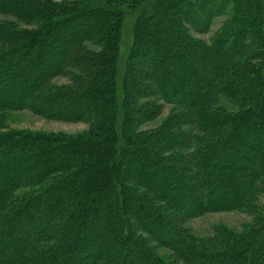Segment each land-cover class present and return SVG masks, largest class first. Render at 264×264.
I'll return each instance as SVG.
<instances>
[{
    "label": "rangeland",
    "instance_id": "1",
    "mask_svg": "<svg viewBox=\"0 0 264 264\" xmlns=\"http://www.w3.org/2000/svg\"><path fill=\"white\" fill-rule=\"evenodd\" d=\"M40 1L48 2L53 6L52 11H46V16L40 25L27 23L10 15L0 14V23L11 22L13 28L21 33L9 34L8 32L7 36L4 35V39H7L0 43V51L22 46L29 41L24 40V33L45 29L48 17L51 18L49 24L52 25L53 21L61 16L58 9H62L63 12L64 8L69 9L72 7L71 5L75 6L92 0ZM93 1L102 6L108 5L112 9L111 11L116 10L117 13L115 12L113 16L105 19L104 12L100 10L104 16H102L103 21H99L94 14L91 20H75L67 23L61 29L56 27L50 31L46 35L47 40L42 41L38 46H33L26 55L33 57L37 73H33L35 70L29 69V64H25V68L28 67L27 70H22L24 65L20 71L16 72L19 79L25 73L27 77L29 76L27 81H30V76L33 77V82L35 79L41 81V88L37 91L34 100L30 98L20 100L19 103L25 106L23 109L0 106L1 138L5 137L4 139H6L12 135L11 139L14 141L25 134L32 138H39L34 147L38 151L46 150V155L57 154L59 157V151L65 148L68 153L70 152L71 158L73 157L67 168L52 170L54 169L52 167L51 170L49 169L50 172L38 180L33 179V174H37L40 165L33 166L31 172L23 176L21 184L16 186L4 199L3 208L0 209V229L7 226V221L19 213L25 205L41 201L45 194L59 187L62 188L71 178L80 172H87L89 169L91 170L90 173L97 169L98 172L96 171L94 177L98 178L90 184V189L88 187L85 203L91 205L95 200L96 205H98L97 210L102 213L105 209L102 208L104 204L102 205L100 199L103 196L102 190L105 187L103 184L106 182L108 173L104 164L108 169L109 166L113 169L118 167L117 161H120L118 169H114L115 172L110 171L114 176L116 187L112 186L109 195L111 198L116 197L120 201L116 209L123 215V220L128 224L127 233L136 240L135 246L141 251V255L137 251L138 258H136L137 260L134 259V262L144 264V258H151L157 264H196L198 260L200 264L202 259L195 261L196 255L203 257L202 255L249 254L252 258H246L243 264H261V257L264 256V121L260 123L259 118L256 117L244 121V125L239 127L234 134L236 138H231L229 147L227 146L229 149L219 151L210 160L211 164H218L227 159L234 163L228 170L232 171L235 170V166L237 167L241 163V160H248L251 153L256 154V159L250 166H254L257 174L251 177L253 186L251 190L244 191L239 205L224 211H203L200 209L197 215L188 216L187 214L190 210L192 211L193 205H195V196H198L202 201L204 197L202 192L210 189V182H206L204 189L200 190L195 178V172L197 169L199 170L196 165H200L201 162L204 163L201 150L207 145H216L221 142V138L229 126L222 128V131L216 129V132L221 131L222 133H215V128H212L211 124L197 122L195 110L186 108L185 102L197 99L199 101L200 99L204 100L209 95L210 103L207 102L203 106L207 109V115H214L218 121L223 117L231 118L235 115H244L248 112V104L238 102L233 95L222 92L224 88L228 87L231 88L230 92L235 93V96L246 97L245 94L236 89L233 78H221L219 76L216 78L218 81L215 78L212 79L213 76L208 67H216V64H219L218 59L212 57L206 59L203 55L197 59L189 54H179L180 52L176 51L175 45L180 46L185 43V40H193L194 43L198 41L204 49L207 47V52H210L208 47L212 46V42L217 37V32L225 23L229 13L226 11L223 15H214L197 22L193 16L189 18L185 13L179 14L181 16L174 14L168 16L167 13H163V8L152 7L154 9L152 13L155 14L157 23L150 18H142L143 23L136 27L135 36L133 34L135 42L138 40L145 45L144 52L146 54L129 56L132 68L129 81L135 79L136 85L140 87L144 85V87L135 88L134 91L125 90L123 82L126 81V78L123 79L118 72L112 78L116 96L114 104H110L109 107L104 96L92 102L88 98V91L96 84H103L102 80L108 73V71H103V67H108L107 59L110 60L109 67H112L115 46L118 42L116 33L119 20L122 17L121 14L125 15L131 7L141 0ZM206 10H209V7H206ZM98 14L100 15V13ZM152 19L154 18L152 17ZM89 21H91L92 27L86 29ZM109 27L111 30L107 33ZM105 33L108 36L104 37L103 34ZM18 37L19 39H17ZM1 38H3L2 35H0ZM17 40L19 41L17 42ZM130 42L132 41L126 37L123 45L125 46L123 56ZM166 51L169 52V56H167V62L164 63L165 69H173V73H179L177 82L183 79L184 82L181 81V83L190 85V88L177 86L178 89L174 97H179V100L181 98V103H175L176 100L175 102L171 100L166 102L162 100L160 95H157L158 91L154 82L157 78L156 74L162 75V71L154 67L149 57L156 59L158 54H164ZM247 53H253V51ZM176 56L184 57L187 61L193 60L194 65L191 66L186 62L184 64V62L175 59ZM124 62L125 60L122 59L123 64ZM252 64L258 69L261 62L259 59H255ZM59 65H62L61 69H59ZM185 65L190 68V71H187L184 78L179 68ZM239 73L247 75V71L244 70ZM206 77L212 86L210 91L206 90V83L203 81ZM0 78H5V75L0 76ZM42 80H44L43 83ZM6 81L9 82V80ZM132 81L127 85L130 86ZM17 87L16 90L21 88ZM98 87L101 88L102 85ZM188 88L189 90H187ZM18 93L14 94V100H18ZM260 94L257 98L259 101L260 98L262 99ZM112 96L113 94L110 97L113 98ZM125 103L126 105H124ZM112 115L115 116L116 120H113L114 123L110 125L108 121L111 120ZM125 120L128 121L127 124L124 123ZM257 124H260L263 129H257ZM109 128L113 132V137H117L116 149L119 148L120 152L112 150L107 154L105 151L108 148V141L104 135V129ZM120 132L122 133L120 134ZM240 139L244 140L241 142ZM9 142L4 144V148L9 146ZM77 142L79 144L75 146ZM82 142L85 145L81 146ZM253 142H257V144H253ZM12 144L14 147L18 145L14 142ZM34 147L29 146L30 149ZM250 147L252 152L249 151ZM72 154L74 156L82 154L84 160L75 162L76 157ZM105 155L106 157H104ZM151 155L157 158V162H154L155 165H158L157 167H153ZM6 156L9 158L8 152L5 153L4 158ZM129 156H131V162L128 161L130 160ZM133 160L136 162L133 163ZM97 161L103 163L101 167L98 166ZM140 163L146 164V167L139 171L137 169ZM128 167L130 168L126 169ZM133 168L135 169L132 170ZM5 169L7 173H17L16 168H13L12 165H9L8 168L5 167ZM117 170H119V174L116 173ZM164 177H169L171 181L164 180ZM188 188L190 189L189 192ZM71 190L75 191L76 188L67 187L56 192V198L59 199L57 205L63 203L67 195H71ZM184 193L187 195L185 201L181 197L182 194L185 195ZM54 198L47 200L43 208L48 209L50 201L52 203L55 201ZM107 201L105 200L103 203ZM182 201L185 203L183 204ZM187 205L190 206L188 210ZM40 207L42 208V206ZM80 211L81 215L79 219L77 218V223L83 219L88 220L91 215L88 213L90 210L82 209ZM143 211L147 212V217L144 220L146 222L141 220ZM82 215L83 219H81ZM97 219L88 220L89 222L86 223L82 221L83 224L80 222L82 225H79L78 228L81 230L75 235L73 232L72 234L69 232L66 238L69 245H74L73 247L80 250L83 244L88 245L92 243L93 239L101 240L102 234L100 235V232L104 233L105 228ZM58 220L55 219L46 224L49 225L46 238L43 236L44 234L41 236V229L38 227H34L32 231L25 228L26 230L19 237L22 240H28L30 237L31 239L29 246L22 249L28 251L31 257L35 258L38 253L40 255L41 252L54 250L57 246V237L50 235L49 231L52 230L51 225L63 222L65 217L60 221ZM41 228L43 229V227ZM158 232H165L166 236L163 235L162 238ZM84 234L89 237H83ZM122 234L124 237L125 234L123 232ZM39 236L40 239L35 240ZM71 238L72 241H70ZM79 238L81 241L75 242ZM105 246L107 243L101 247H96V249L103 251L101 256H96L95 247L90 246L88 252L85 250L81 252L78 260L82 259L83 264H105L103 258ZM135 246H131L130 243L126 244L128 252L124 250L123 253H116L117 259L125 261L124 258L129 256V252H132L136 248ZM56 260L53 264H56ZM69 263L71 264V262Z\"/></svg>",
    "mask_w": 264,
    "mask_h": 264
},
{
    "label": "trees",
    "instance_id": "2",
    "mask_svg": "<svg viewBox=\"0 0 264 264\" xmlns=\"http://www.w3.org/2000/svg\"><path fill=\"white\" fill-rule=\"evenodd\" d=\"M71 6L72 7H69V9L64 8L63 12L61 11L62 9H58V11L61 12V16L57 17V19L53 21L52 25L49 24L51 18L48 17V22L46 23L47 26H45V29L36 32L33 31L30 33L25 32L24 40L29 41L22 44V46H18L16 48L13 47L6 51L4 49L0 51V76L5 75V78H0V106H3L5 108L14 107V109H23L25 106L24 104L19 103L20 100L23 101L27 98L34 100L37 91L41 88V81L39 82L38 79H35V81L33 82V77L31 76L30 81H27V78L29 76L27 77L25 73L24 75H22V78L20 77L19 79V76L16 75V72L20 71L22 66H24L25 64L30 65L28 66L29 69L35 70V63L33 57H28L26 55L29 53L30 49L33 46H38V44H40L42 41L47 40L46 35H48L50 31H52L56 27L61 29L62 27H65L67 23H71L75 20H91L94 14L99 21H103V13L100 10L104 12L105 19L110 18L116 12V10L111 11L112 9H110L108 5L102 6L101 4H98L96 1L93 0L82 4H77L75 6ZM52 7L53 6H51V4H49L48 2H42L40 0H0V14H5V16L10 15L20 20L26 21L27 23H34L35 25L42 24L44 16H46V11H52ZM152 7L163 8V13H167L168 16L170 14L179 15L185 13L189 18L193 16L197 22L214 15H223L226 11L229 13L228 16H226L227 18L225 19V23L222 24L221 29L217 32V37L212 42V46L208 47L210 52H207V47L204 49L200 45V43H198V41L194 43L193 40H185V43H182L180 46L175 45V49H177V52H180L179 54H189L190 56L196 57L197 59L199 58V56L202 57V55L205 56L206 59L211 57L213 59L215 58L216 60L218 59L219 64H216V67H208V69L212 73V79L215 78L216 80V78H218L219 76L221 78L231 77L233 78V82L236 86V89H238L240 93L242 92L246 96L245 98L242 96H235L234 92H230L231 88H224L222 90L223 93L226 92L229 95H233L238 102L248 104V112L244 113V115L242 116L235 115V117L231 118L223 117L220 121L216 120L214 118V115L208 116L206 112L207 109H205L203 106L204 104H207V102L210 103L209 95H207L204 100H189L186 101L184 104L186 108H189L190 110H195L198 123L205 122V124H211L212 128H215L214 132L217 134L222 133V128L224 129L225 126H229L227 132L224 134L223 138H221V142H218L216 145H207L201 150V156L204 160V163L201 162L200 165H196L197 167H199V170H196L195 178L198 182L200 190L204 189V183L206 182H210V189L206 192H202L204 194L202 201H200L198 196H195V205H193L194 207L192 211L190 210L187 214L188 216L197 215L200 209H203V211H224L230 208H234L239 205L240 200L244 195V191H247V189L251 190L253 186V184L251 183V177L256 176L257 170L253 168L254 166L250 165L251 163H253L254 159H256V154L251 153V156L248 159L249 161L247 159H244V161L241 160V163H239L237 167L235 166V170H232L233 172L228 171L234 164L233 162L224 159L218 164H211L210 160L211 157L216 156L219 151L229 149L228 144L230 143L231 138H236L234 134L236 133V131H238L239 127L244 125V121L252 117L259 118L258 121H260V123L264 121V0H141L137 2L125 15L121 14L122 17L121 20H119L120 23L118 25L116 33L118 42L115 46V56L113 58V64L110 68V60L107 59L106 64L108 67H103V71H108V73H106L107 76H105L104 80H102L103 84H99L102 85V87L99 88V85L96 84L92 87V89H89L88 98H90L92 102H95L99 97L104 96L106 98L105 101L109 107L110 104H114V99L116 96L114 94V91L116 89L115 85L112 82V78H114L116 74H118V72L123 79L126 78V81L123 82V84H125V90L134 91L137 88L144 87V85L141 87L139 85H136L135 79H131L129 81V74H131L130 71L132 70L130 66L131 62L129 56L131 55L133 57V55L139 56L146 54L144 52L145 45L138 40H136L135 42V40L133 39V34L135 36L136 33L134 32L136 27L140 23H143L142 18H150L151 20L157 23V20H155L156 16L152 13L154 10L152 9ZM206 7H209V10H206ZM98 13H100V15ZM152 17L154 19H152ZM90 26L92 27L91 21L88 22L86 29L90 28ZM110 30L111 28L109 27L107 33H109ZM8 32L9 34H13L15 32L21 34L20 32H18V30L13 28L11 22L0 23V35H2L3 37L0 39V43L2 42V40L7 39L4 38L5 36H7ZM107 33L103 34L104 37L108 36ZM126 37H128V40L130 39V41L132 42H130V45H128L129 47L126 50L125 55L123 56V48L125 47L123 45L124 40H126ZM17 39H19V37ZM18 41L19 40H17V42ZM76 41L78 42L79 40ZM73 43L74 41L72 42V44ZM37 51L39 52V50ZM248 51H253V53H247ZM168 54L169 52L166 51L164 54H158V58L156 59H152L151 56L149 57L154 67L162 71V75L156 74L157 78L154 82L156 85L155 87L158 91L157 95H160L162 100L166 102L170 100L172 102H175L176 100L175 103H181V98L179 100V97H174L176 90L178 89L177 86H183V88H187V86L189 87L190 85L188 83H183V79L181 80L183 81L182 83L181 81L177 82L179 79V73H173V69H165L164 63H166L168 60ZM179 57L176 56L175 59H178V61L180 62H184V64L186 62L191 64V66L194 65L193 60L187 61L186 59H184V57ZM122 59L125 60L124 64L122 63ZM255 59H259V61L261 62V64L259 65L260 68L258 69L255 68L256 66H254V64H252L253 60ZM238 61L240 62L239 64ZM26 65L23 67L22 70L28 69V67L25 68ZM60 67H62V65H59V69H61ZM179 69L184 78L187 71H190V68L186 65L182 66V68ZM214 69L215 72L213 71ZM243 70L247 71V75H244V73H239H242ZM33 73H37V70L33 71ZM239 74L242 75V78ZM207 78L208 77L204 78L203 81L204 83H206V90L210 91L212 90V86ZM6 80H9V82L7 83ZM43 81L44 80H42V83ZM131 81L134 84L131 83V85L128 86V83H130ZM135 85L138 87H136ZM16 87L21 88L16 90ZM189 88L187 90H189ZM17 92H19V98H17L18 100H14V94ZM259 93H261L260 95L262 97V99L260 98V101L259 99H257ZM112 94L113 98L110 97ZM124 105H126V103ZM114 115H112L111 120L108 121L110 125L114 123L113 120H116V115ZM125 121L124 123L127 124L128 121ZM257 126V129H263L262 127H260V124H257ZM216 129H219L221 131L216 132ZM104 132V135H106L105 137H107L106 139L108 141V148L105 150L106 153L112 150L120 152L119 148L116 149V145L118 143L116 141L117 137H113L112 130L110 131V128L106 130L104 129ZM121 133L122 132H120V134ZM11 136L12 135L8 136L6 139H4L5 137H0V209L3 208V201L7 197V195L10 194L16 186L21 184V181L24 178L23 176L31 172L33 166L35 167L36 165H40L38 167L39 170H37V174H33V179L38 180L40 177H43V175H45L47 172H50L52 167L54 168L52 170H57L59 168H67L68 164L71 163L70 160L73 158H71L70 152L68 153L65 148V150L63 149L59 151V157H57V154L46 155V150L38 151L37 148L34 146L38 142L39 138H32L24 134L20 136V139L12 141ZM25 138L27 140H24ZM10 140L11 142H9ZM243 140L244 139H242L241 142ZM7 142H9V146L4 148V144ZM12 142L18 145H16V147L12 146ZM85 143L82 142L81 146L85 145ZM255 143L257 144V142H253V144ZM78 144L79 142H77L75 146H78ZM29 146H33L34 148L30 149ZM13 149L17 151H14ZM249 151L252 152L251 147L249 148ZM6 152H8L9 158H7V156L6 158H4ZM74 157H76L75 162H82V160H84L82 154ZM104 157H106V155ZM129 157L130 160L128 161L131 162V156ZM150 157L153 160V167H157L158 165H155V163L157 162V158H155L154 155H151ZM59 158L61 159L57 160ZM101 161H97V164L98 166L100 165V167L101 164H103L101 163ZM117 162V166L119 167L120 161ZM135 162L136 161L133 160V163ZM64 164L65 167H63ZM9 165H12L13 168H16V174H12L11 172L7 173L5 167L8 168ZM118 167L111 169V166H109L108 169V167H106V164H104V168L108 173L104 171L107 173V179L106 182L103 184L105 185V187L102 190L103 196L100 199L102 205L104 204L102 208L105 209V211H102V213L101 211L97 210L98 205H96L95 200L91 203V205H87V203H85L88 187L90 189V184L94 183L95 179L98 178L94 177L97 169L96 171L93 169L95 172L92 173H90V169L87 172H83L84 174L80 172L78 175L71 178L69 182L65 183L62 186L63 189L67 187L73 189L74 187L76 188V190H71V195H67V197L64 199V202L60 205H57L59 199L56 198V192L62 190L61 187L57 188L56 190L50 191V193L48 192L47 194H45L41 201L39 200L35 203L33 202L29 205H25V207L22 208L19 213H17L13 217H11L10 220L7 221V226L2 227L0 229V264H53L56 258V264H68V262H71V264H83V261H81L82 259L78 260L80 258L79 255H81V252L83 250H85V252H88V247L91 246L92 248L95 247L94 249H96V247H101V245L103 246V244L105 243H107L103 256L105 264H141L140 262H134V259L137 260L136 258H138V254H136L137 251L140 252V255L141 251L137 246H135L136 240H134L133 237L127 233L128 224L125 220H123V215L119 212V210L116 209L120 201L118 200V198H111V195H109L112 186L116 187V185L114 184V176L110 171L115 172L114 169H118ZM145 167L146 164L140 163V165H138L137 170L140 171ZM129 168L130 167L126 169ZM134 169L135 168H133L132 170ZM118 171L119 170L116 171L117 174H119ZM163 179L169 180V177H164ZM189 191L190 189L188 188V192ZM185 195L182 194L181 196L183 198V201H185V198L187 197V195ZM53 197H55V201L53 203L52 201H50L49 206L47 207L48 209L43 208V205L46 204L47 200L49 201V199ZM105 200L108 201L106 203H103V201L105 202ZM94 203L95 205H93ZM107 203H111L112 205H108ZM184 203L185 202H183V204ZM40 206H42V208ZM186 208L188 210V208L190 209V206L187 205ZM82 209L90 210V212L88 211V213L91 215L89 216L88 220H96L98 218L97 220L105 228V232H100V235L102 234L101 240L93 239V241H91L92 243L88 245L83 244L81 249L78 250L76 247H73L74 245H69V242L66 241V238L69 232H71V234L73 232V235H75V233L77 232L79 233L81 228H78V226L83 224L82 221L85 223L88 221L87 219H83L82 215L81 219L83 220L80 221L82 224H80V222L77 223V218H80V210ZM88 213L87 216L89 215ZM64 217L65 220L63 222H55L56 225H51L52 230L49 231L50 235L57 237V246L54 248V250L50 249L41 252L40 255H38V253L36 255V258L31 257V254L28 251L23 250L24 248L29 246V241L31 239L30 237L28 240H22L21 237H19L22 235V232L24 230L31 229L32 231L34 227H38L41 229V236L42 234H44L43 236L46 238L49 229V225L46 224H49L55 219H59L58 221H60ZM146 217L147 212L143 211V215H141V220L143 222H146L144 221ZM41 227H43V229ZM121 231L125 234L124 237ZM158 233L162 238L166 236L165 232ZM83 237L89 236L84 234ZM39 239L40 236L37 237L35 240ZM70 241H72V238ZM78 241H81V239L79 238L75 242ZM129 243L131 246H135L136 248H134L132 252H129V256L127 258H124L125 261H119L116 257V253H123L124 250L128 252L126 244ZM95 252L96 256H101V254H103V251L101 249H96L94 253ZM202 256L203 257H199L196 255L194 257L195 261L198 259H202L200 260V264H243V261H245L246 258H252L249 254H221ZM144 259V264H157L156 261L151 258ZM261 259V264H264V256L261 257ZM198 261H196V264H199Z\"/></svg>",
    "mask_w": 264,
    "mask_h": 264
}]
</instances>
